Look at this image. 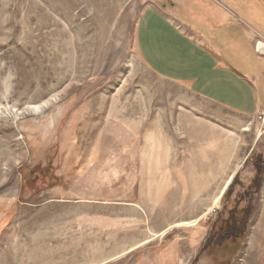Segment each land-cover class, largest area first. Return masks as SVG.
<instances>
[{
  "label": "rangeland",
  "instance_id": "rangeland-1",
  "mask_svg": "<svg viewBox=\"0 0 264 264\" xmlns=\"http://www.w3.org/2000/svg\"><path fill=\"white\" fill-rule=\"evenodd\" d=\"M146 1L0 0V264H264V112L154 72Z\"/></svg>",
  "mask_w": 264,
  "mask_h": 264
},
{
  "label": "crops",
  "instance_id": "crops-1",
  "mask_svg": "<svg viewBox=\"0 0 264 264\" xmlns=\"http://www.w3.org/2000/svg\"><path fill=\"white\" fill-rule=\"evenodd\" d=\"M142 59L228 111L264 112V0H150L138 15Z\"/></svg>",
  "mask_w": 264,
  "mask_h": 264
},
{
  "label": "trees",
  "instance_id": "trees-1",
  "mask_svg": "<svg viewBox=\"0 0 264 264\" xmlns=\"http://www.w3.org/2000/svg\"><path fill=\"white\" fill-rule=\"evenodd\" d=\"M255 168L256 174L252 180V184L257 187L259 185L258 183L261 180V173H263V170L261 168L259 169L257 165L255 166ZM245 223L246 213L244 210H239L238 213L236 210L229 212L228 217L223 220L222 224L219 227H215L214 241L211 243H213L214 245H220L228 239L237 238L239 235L243 234V230L240 231V229L245 226ZM236 224L239 225V227H237Z\"/></svg>",
  "mask_w": 264,
  "mask_h": 264
},
{
  "label": "bare ground",
  "instance_id": "bare-ground-1",
  "mask_svg": "<svg viewBox=\"0 0 264 264\" xmlns=\"http://www.w3.org/2000/svg\"><path fill=\"white\" fill-rule=\"evenodd\" d=\"M255 47H256L257 51L264 52V44L262 42H257L256 45H255ZM231 177H232L231 175L228 177L226 183L222 187V190H221L220 194L216 197V199L214 200V203L213 204H216L220 200L222 193L224 192L225 188L227 187V185L229 184V182L231 180ZM196 220H194V222Z\"/></svg>",
  "mask_w": 264,
  "mask_h": 264
},
{
  "label": "built area",
  "instance_id": "built-area-1",
  "mask_svg": "<svg viewBox=\"0 0 264 264\" xmlns=\"http://www.w3.org/2000/svg\"><path fill=\"white\" fill-rule=\"evenodd\" d=\"M264 44V43H263Z\"/></svg>",
  "mask_w": 264,
  "mask_h": 264
}]
</instances>
